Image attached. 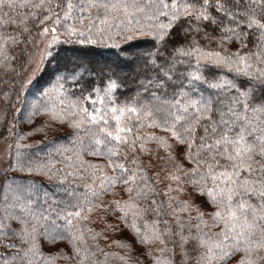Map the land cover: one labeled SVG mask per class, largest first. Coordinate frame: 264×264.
Returning <instances> with one entry per match:
<instances>
[{"label":"snow or ice","instance_id":"snow-or-ice-1","mask_svg":"<svg viewBox=\"0 0 264 264\" xmlns=\"http://www.w3.org/2000/svg\"><path fill=\"white\" fill-rule=\"evenodd\" d=\"M18 8L30 10L19 24L8 15ZM0 13V67L5 69L17 58L11 48L23 44L22 51H26L33 26L39 36L50 37L37 68L45 58H54L53 47L61 43V37L65 44L107 40L114 47L119 46L114 36L150 38L145 45L121 48L115 67L87 68L83 62L65 58L64 74L57 78V99L63 105L61 81L65 79L79 87L80 98L69 101L67 107L33 106V115L42 110L54 122H70L73 149L61 145L54 151L60 155L72 151V156L65 157V166L71 170L55 168L57 161L51 157L41 161L20 151L14 163L0 170V249L4 250L0 264H55L58 259L68 264H98L84 231L73 220L87 219L82 213L111 207L123 213L119 220L128 223L129 212L142 216L149 210L141 203L157 193L139 158L128 159L140 136L127 135L133 128L123 119L126 114L169 134L145 140H155L166 149L179 147L176 155L169 152V159L176 163L174 171L184 170L191 185L192 202L181 201L174 210L175 230L160 229L157 220L150 234H141L135 222L130 224L141 243L159 245L160 255L153 256L151 248L144 255L153 264H228L229 260L264 264V0H0ZM10 24H16L15 34L7 31ZM228 44L238 45L236 51ZM121 74L132 78L144 74L148 84L160 90V105H119L116 93ZM86 101L90 102L87 106ZM121 146L128 151L122 152ZM139 147L147 151L144 143ZM85 154L106 163L85 160ZM177 156L195 167L185 170ZM14 172L55 176L61 186L68 182L63 187L65 196L56 199L35 181L10 175ZM76 180L84 182L85 193L71 186ZM118 185L127 199L118 198ZM110 192L113 199L105 205L103 197ZM155 205L151 199L150 206ZM152 210L159 214V206ZM177 212H188L187 219L182 222ZM96 238L90 236L93 241ZM62 240L70 245L71 255L63 249L44 252L46 246Z\"/></svg>","mask_w":264,"mask_h":264},{"label":"trees","instance_id":"trees-1","mask_svg":"<svg viewBox=\"0 0 264 264\" xmlns=\"http://www.w3.org/2000/svg\"><path fill=\"white\" fill-rule=\"evenodd\" d=\"M61 2H63V0H61ZM129 2L131 3L132 0H129ZM5 11L7 12V9H5ZM28 11L30 10L18 8L9 12L8 15L19 24L23 19V14ZM2 15L3 13H0V16ZM7 18V16L4 17V19ZM29 23L31 24V21ZM85 23H87V21H85ZM15 27L16 24H10L7 27V31L13 32ZM13 34L15 33L13 32ZM37 38L38 33L33 26L29 39L33 40ZM113 38L114 41H119L117 42L119 45L118 47H114L113 44L107 40L95 44H79L75 42L65 44L63 43L62 37L61 43L53 47L54 58H46L44 60L40 73L30 84L27 92L22 97L25 101L26 99L29 101L30 105L26 108L22 103V99L18 101V96L24 91V88L21 90V81L31 55L32 46H30L27 41L26 51H22V49L25 48L23 44L17 48L10 49V52L15 53L17 58L10 61V68L5 69L0 67V104L8 108L10 116H19L15 120V126L13 127L14 134L11 138V156L9 163H14L15 154L17 151H20L25 157H32L41 161H47L49 157H51L54 161H57L55 168L63 169L64 171L71 170L65 166L68 163L65 157L72 156V151L63 152L62 155L54 151L55 148L61 145L73 149L72 141L74 140V130L70 122L67 120L64 123H60L59 121L54 122L51 120L50 115L42 110L33 115V106L35 105L43 108L46 105L50 106L55 104L59 107H67L69 101H75L80 98L79 87H73L71 81L65 79L61 81L64 85V89L62 90L64 95L60 97V99L64 100L63 105H60L57 99V97L60 96V93L56 91L58 88L57 78L58 75L64 74L63 62L65 58L71 57L76 63L83 62L84 66L87 68L99 69L104 67H115L114 62L117 60L121 48L145 45L150 39L148 37H136L132 40H125L121 37L119 40L116 36ZM93 39H96V37L94 36ZM226 46L230 48L231 51H236L238 47V45L234 44H228ZM69 67H72V65H69ZM80 71L83 72V69H80ZM224 71L227 72V70ZM227 74L231 76V73ZM84 76L85 79H87L86 73ZM118 82L121 84L119 91L116 93L119 105L137 102V106L139 104H152L153 106H158L163 99L160 90L148 84L147 80L144 79V74H141L139 78L125 77L121 74V79ZM201 87L203 86L201 85ZM153 94H155V96ZM156 97H160V99H156ZM168 98L171 99L170 94ZM85 103L86 106L90 104V102L87 101ZM12 107L16 108L15 111ZM19 110L21 111L20 115ZM70 119H75V117H71ZM123 119L128 123L129 127L133 128V132L127 135L130 138L134 134L140 136V140L137 141L135 152H129L128 159L131 160L133 155L139 158L141 164L147 169L148 181L154 186L157 194L150 196L149 200L142 201L141 207L149 209L147 212H144L142 216H133L132 213L129 212L127 217L128 223L119 220L118 217H121L123 213L119 211L113 212L111 207H109L107 211L101 207L99 209H94L90 214L82 213V215H87V219L79 221L74 219L72 223L74 226H78L84 231L88 245L91 250L96 253L98 264H153V260L147 258L144 253L151 248L153 256L160 255L158 250L159 245H145L141 243L140 237L133 231L130 224L135 222L141 234L145 232L150 234L153 222L157 220L160 221V229L163 230L165 227L170 226L175 230L176 221L175 215H173L174 210L179 209L181 201L189 200L190 203L192 202L188 195L191 190V185L187 183L188 177L184 174V170L179 172L174 171L176 163L169 159V152L176 155L181 150L179 147L174 146L172 149H166L155 140H145L146 137L153 135L167 138L169 134L163 132L160 128L149 126L147 122H137L132 114H126ZM29 127L30 129H28ZM37 129L40 130L38 131ZM2 130L6 132V127L2 128ZM81 135H83V133H81ZM21 137H23V139H21ZM86 142L87 140H85V143ZM169 142L171 143L172 141ZM141 143H144L147 151L139 147ZM17 144L20 145L19 149L17 148ZM121 151L127 152L128 149L126 146H121ZM84 159L92 162L106 163L101 157L87 154L84 155ZM177 159L183 162L181 156H177ZM73 162H75L74 157ZM183 163L185 170L195 167L193 164L187 162ZM106 171L110 172V169H106ZM10 175L18 177L23 176L26 181H35L38 186L48 191L50 195H54L56 199L64 198L65 193L63 192V187L68 186V182H65V184L61 186L55 176H53L52 179L40 175L29 177L27 174L19 172L10 173ZM174 175H179L180 179L173 180L172 176ZM71 186L76 187L77 191L81 194L87 191L84 187V182L81 180L72 182ZM179 186H183V192L175 191ZM122 187V185H118L116 191L121 193L118 198L124 200L127 199V193L121 191ZM169 187H171L173 191H169ZM170 197H175V199L170 201ZM43 199L44 197L41 193V201H43ZM112 199L113 194L110 192L104 195L102 202L107 205ZM151 199H155L157 205L150 206ZM199 199L203 198L201 197ZM0 200H2V194H0ZM156 206H159V214L152 210V208ZM0 207H2V205H0ZM177 214L183 218L182 222L188 217V212H177ZM191 215L195 217V211H192ZM164 221H168V224L165 225L163 223ZM59 223L63 224V221H59ZM192 223L195 224L196 221L193 220ZM109 225L113 227H109ZM16 226V222H13V227ZM88 229L92 230L91 233L88 232ZM91 235H96L97 238L95 241L90 239ZM61 249L71 255V247L66 240H62L50 247L46 246L44 252H56ZM0 251L4 250L0 249ZM178 251L179 248H177V252ZM105 253L108 254L107 258L104 255ZM120 257H125V260H121ZM178 259L179 257L177 256V260ZM55 264H68V262L63 259H58ZM189 264H193V262L190 261ZM228 264H232V261L229 260Z\"/></svg>","mask_w":264,"mask_h":264},{"label":"rangeland","instance_id":"rangeland-1","mask_svg":"<svg viewBox=\"0 0 264 264\" xmlns=\"http://www.w3.org/2000/svg\"><path fill=\"white\" fill-rule=\"evenodd\" d=\"M50 23V22H49ZM119 40L121 39V36H116ZM50 37H41L38 35L37 39L30 40L28 39V43L31 47V55L27 62V65L25 67V73L21 81V90L24 88V91L18 96V101H21L24 94L27 92L28 87L30 84L37 78L38 74L40 73V70L42 68V64H40L39 68H37L36 61L40 59V56L43 52L44 43L49 39ZM114 39V38H113ZM62 40V37H61ZM116 41V40H115ZM119 42V41H116ZM46 59V58H45ZM29 77L31 78L30 82H28ZM22 103L24 104V107H28L29 101L26 99H22ZM12 109L15 111V107H12ZM12 110V111H13ZM10 111V112H12ZM19 110V115H20ZM0 124H1V136H0V170H2L3 167L7 166L9 164V159L11 156V138L14 134L13 127L15 126V120L19 117L13 115H9L8 108L0 104ZM6 127V132L2 130V128ZM30 129V127L28 128ZM3 131V132H2Z\"/></svg>","mask_w":264,"mask_h":264}]
</instances>
